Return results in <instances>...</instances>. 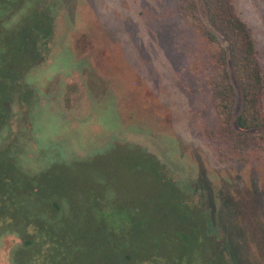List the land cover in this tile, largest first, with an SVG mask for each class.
<instances>
[{
	"label": "rangeland",
	"instance_id": "obj_1",
	"mask_svg": "<svg viewBox=\"0 0 264 264\" xmlns=\"http://www.w3.org/2000/svg\"><path fill=\"white\" fill-rule=\"evenodd\" d=\"M233 6L264 73V0ZM13 7L0 18V48L22 72L20 95L33 94L9 105L0 134V264H129L127 254L190 264L189 252L202 264L208 218L217 257L264 264V162L206 135L215 121L208 47L177 0ZM37 27L50 36L35 65L17 49L21 28L32 48Z\"/></svg>",
	"mask_w": 264,
	"mask_h": 264
},
{
	"label": "trees",
	"instance_id": "obj_2",
	"mask_svg": "<svg viewBox=\"0 0 264 264\" xmlns=\"http://www.w3.org/2000/svg\"><path fill=\"white\" fill-rule=\"evenodd\" d=\"M13 2L14 0H0V18L6 15L7 10H12L11 16L15 13ZM201 4L204 6V12L201 10ZM177 7L182 19L199 33L208 47L210 76L207 81L215 121L213 126L205 128L206 135L215 144L220 145V150L225 147L232 155L254 154L264 162V73L253 33L235 12L233 0H177ZM34 29L36 37L31 43V48L25 42L27 35L21 28L18 33L20 47L17 53L22 57L28 54L31 63L37 65L35 62L38 61V54L35 49L40 39L50 36V30L46 31V35H41L40 27ZM8 55V50L1 47L0 85L3 87L0 91L4 90L6 94L0 99V134L8 129L12 121L9 105L17 98L28 102L29 96L33 94L28 91V94L20 95L24 87L20 84L22 72L16 70L14 64L8 60L9 57L6 59ZM141 153L156 161L152 156ZM29 183L35 185L37 182ZM22 218H25V214ZM31 222L28 221L29 225ZM208 223V228L202 232V239L198 242L200 263L229 264L224 252L222 258L217 257L220 252L214 241L209 218ZM130 230L134 231L132 228ZM38 233L42 234L39 231ZM51 241L58 244L67 242L54 236ZM157 259L158 255L152 256L139 264H156ZM187 262H196L193 252L188 253Z\"/></svg>",
	"mask_w": 264,
	"mask_h": 264
},
{
	"label": "flooded vegetation",
	"instance_id": "obj_3",
	"mask_svg": "<svg viewBox=\"0 0 264 264\" xmlns=\"http://www.w3.org/2000/svg\"><path fill=\"white\" fill-rule=\"evenodd\" d=\"M112 229H113V228H112ZM49 240H50V239L48 238V241H49ZM51 242H52V241L50 240V243H51ZM118 242L121 243V240H118ZM65 243H66V242H65ZM67 245H69L68 242H67ZM77 248H79V247H77ZM64 255H65V251H61V255H60V257H61V258H64ZM125 258H126V260H127V262H128L129 264H139V261L133 260L130 254H127ZM48 263H51V262L49 261Z\"/></svg>",
	"mask_w": 264,
	"mask_h": 264
}]
</instances>
